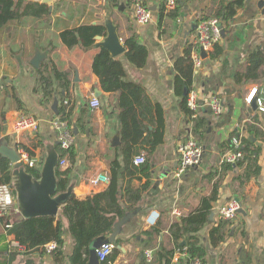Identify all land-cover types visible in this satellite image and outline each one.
<instances>
[{
  "label": "crops",
  "instance_id": "obj_1",
  "mask_svg": "<svg viewBox=\"0 0 264 264\" xmlns=\"http://www.w3.org/2000/svg\"><path fill=\"white\" fill-rule=\"evenodd\" d=\"M24 1L44 4L48 13L41 17L22 16L0 29V147L5 144L15 149L18 145L25 148L31 158L39 161L33 168L41 174L45 158L53 149L61 156L53 119L61 109L67 108L75 135L69 185L73 186L72 194L85 199L106 190L110 181L93 186L88 178L97 172L110 176L111 164L119 161L123 204L133 217L117 238L122 243L115 241L116 250L101 264H163L156 251L161 246L174 247L171 225L198 211L204 198L211 196L215 188L218 199L212 202L209 220L198 233L199 244L206 250L205 264H264V113L245 100L252 86L264 87V79L243 82L236 79L248 55L257 47H264V0H245L233 18L228 21L220 18L222 35L217 44L221 53L214 56L213 47L201 67H195L193 62L192 89L196 90L198 100L195 115L183 107L186 89L177 87L176 63L197 34L194 26L224 9L232 0H179L174 9L167 8L166 0H142L152 11V19L146 24L135 20V0ZM109 22L116 26L124 45L126 39L134 38L147 48V61L140 68L128 60L126 51L115 58L122 61L127 79L141 84L146 94L161 105L165 117L164 142L149 155L144 149L139 153L146 155L148 169L128 174L122 152L119 95L103 90L92 69L94 57L101 48L99 40L95 38V43L88 47H68L60 36L62 31L81 25L103 26L105 36ZM45 64L69 74L68 90L59 88L63 98L44 97L38 83V69ZM93 97L100 101L98 108L91 106ZM66 98L68 106L64 105ZM213 98L220 101L221 112L213 109ZM23 114L37 116L39 127L35 132L16 135L13 123ZM116 136L119 144L113 142ZM234 137H241L244 144L246 139H252L262 148L259 175L243 184L236 178L242 167L234 164L231 169H223L224 163H221ZM188 138H195L203 145V158L198 165L177 176V146ZM3 157L0 153V160ZM8 160L13 173L15 165ZM145 183L149 186L134 208L130 191ZM14 195V208L19 210L17 193ZM232 197L238 198L243 207L234 221L223 220L218 215V207ZM157 214L156 225H148L147 218ZM65 224L68 226L67 220ZM153 227L159 233L145 240L144 231ZM216 227H221L222 238L215 240ZM11 238L0 219V264L10 250L18 251L10 247ZM74 246L75 240L68 233L64 259L34 252L18 255L11 264H25L31 257L39 263L71 264ZM147 250L152 251L151 261L146 259Z\"/></svg>",
  "mask_w": 264,
  "mask_h": 264
},
{
  "label": "trees",
  "instance_id": "obj_2",
  "mask_svg": "<svg viewBox=\"0 0 264 264\" xmlns=\"http://www.w3.org/2000/svg\"><path fill=\"white\" fill-rule=\"evenodd\" d=\"M245 0H232L224 9L218 10L211 17L223 18L228 21L233 18L238 9L243 7ZM24 6V7H23ZM48 13L44 4L29 2L25 4L24 0H0V29L6 26L11 20L22 16L41 17ZM209 18V17H206ZM204 18V19H206ZM221 21V19H220ZM105 28L97 25H81L77 28L66 29L61 32L60 36L68 47L82 45L83 47L91 46L95 43L97 35H103ZM126 55L128 60L136 67H143L147 61L148 50L134 38L125 40ZM213 55L221 53L218 44L214 46ZM192 47L189 45L184 55L177 61L176 68L179 73L178 83L179 90L186 89L183 99V107L189 114H193L188 107V93L193 84V60ZM93 71L100 79L103 90L110 93H117L120 109V119L122 123V138L126 173L144 171L148 169L147 160L141 166L134 163L135 155L144 149L147 154H151L165 138V117L164 110L158 102L153 101L145 92L144 87L134 81L127 79L125 67L117 58L111 56L108 49L101 47L96 54L92 64ZM38 83L42 88L43 95L46 98L61 97L62 91L69 88V74L57 67H49L48 64L38 69ZM238 82L243 81H260L264 79V47L259 46L253 50L247 57L246 63L241 71L236 75ZM55 84L57 87H55ZM180 91V93H183ZM61 110H65L64 108ZM68 113L71 112L68 110ZM67 113V116L69 114ZM28 149V148H27ZM262 148L252 141L245 140L244 158L236 163L242 167V172L237 175L241 184L256 177L260 173L259 156ZM71 163H73V152L71 150ZM140 155V154H139ZM2 177L0 184L7 183L11 185L12 171L9 168V160L2 158L0 160ZM121 165L118 160L111 164L110 183L106 190L93 193L85 199H79L72 194L66 204L63 206L58 216H37L24 218L18 210H14L10 215L2 218V223L6 229L7 235H12L21 245L25 247L23 251H12L2 264H11L18 255H31L34 252L46 253L44 247L47 243L55 241L58 247L49 253L54 258L64 259V246L66 234L73 236L75 246L70 256L71 264H87L89 256V245L99 237H108L111 235L114 223L122 218L128 209L123 204V196L120 191L119 175ZM233 164L224 163L223 169H231ZM26 170L33 174L37 179L40 178V171L33 167H26ZM58 191H66L70 185V170L61 172L57 169ZM149 186L145 183L137 190H131L132 206L136 208L138 201L141 199L143 191ZM13 193L16 194L13 188ZM218 199L217 190L212 195L205 197L202 207L183 217L181 220L174 222L170 227V232L174 242V247L168 248L161 246L156 251V256L163 264H170L175 249L187 248L191 256H200L204 259L206 250L200 246L198 233L209 220L212 211V202ZM68 222V226L65 224ZM159 229L153 227L144 231L145 240L153 239ZM221 227H216L213 231L214 239H221ZM186 240L185 244H181ZM117 244L122 243L117 239ZM116 250V249H115ZM25 264H46L35 262L31 257Z\"/></svg>",
  "mask_w": 264,
  "mask_h": 264
},
{
  "label": "built area",
  "instance_id": "obj_3",
  "mask_svg": "<svg viewBox=\"0 0 264 264\" xmlns=\"http://www.w3.org/2000/svg\"><path fill=\"white\" fill-rule=\"evenodd\" d=\"M179 0H166V5L168 9H174L178 6ZM134 17L137 23L146 24L152 19L151 9L142 1L135 0L134 2ZM222 35V25L221 21L217 17H209L202 19L197 27V34L191 42L192 46V60L195 67L199 68L203 65L204 58L201 56L200 50L203 48L205 51H210L213 49L215 44H217ZM246 102L251 105L256 102L257 108L264 113V87L261 85H254L250 88L248 94L245 97ZM188 107L196 114L198 108L197 92L195 89H191L188 93ZM213 109L218 113L222 111V106L217 98H213L212 102ZM64 105H69V99H65ZM91 106L98 108L100 106V101L97 97H93L91 100ZM67 108L65 110H60L55 118L53 119V126L56 132V139L59 143L61 149V156L59 158V170L61 172L69 171L71 163L70 152L75 144V135L73 132L72 125L67 116ZM39 120L34 114H23L15 119L13 123V132L16 135H23L35 132L38 130ZM244 142L241 137H234L231 142V149L222 155L221 163L236 164L241 161L244 154ZM20 155L21 162H24L30 167H37L39 161L37 159L31 158L29 152L21 147L17 146L16 149ZM177 152L179 155V165L176 171L177 176H181L190 167L198 165L204 154L203 145L195 138H188L182 141L177 146ZM146 162V155L140 154L135 157L134 163L137 166H141ZM110 181L109 176L103 172H97L88 178V183L90 185L96 186L100 184H105ZM15 195L13 193V187L7 183L0 184V219L8 216L15 209ZM243 207L242 202L235 197H232L227 202L221 204L218 207V215L221 219L227 221H234L239 215ZM19 211V210H18ZM159 214L155 217H148L147 223L150 226H155ZM9 245L11 248L17 249L18 251L25 250V247L21 245L17 240L11 238L9 240ZM58 247L57 242L52 241L45 245L44 249L47 254L51 253ZM116 244L109 242L103 244L97 249V255L101 263L106 262L116 249ZM146 259L151 261L153 259L152 251H145ZM170 264H205L204 259L200 256H191L187 248L177 249L174 252Z\"/></svg>",
  "mask_w": 264,
  "mask_h": 264
},
{
  "label": "water",
  "instance_id": "obj_4",
  "mask_svg": "<svg viewBox=\"0 0 264 264\" xmlns=\"http://www.w3.org/2000/svg\"><path fill=\"white\" fill-rule=\"evenodd\" d=\"M51 0H44L48 3ZM107 35H97L99 40L98 46L109 50L112 57H117L126 51L125 45L122 43L120 36L117 33V28L111 22L107 23ZM196 29L198 24L194 26ZM203 58L208 57V52L203 48L200 50ZM36 59L34 62L37 64ZM57 103H55L54 108ZM256 106V102H253ZM114 144H119V137H114ZM2 156L10 159L15 165L13 171V182L11 187H14L17 193L19 212L24 218H32L37 216H57L63 205L66 204L69 197L72 195L73 186H69L66 191H58V176L57 166L59 160L58 152L53 149L45 158L41 168V176L37 179L33 174L26 170L20 159V155L15 148L3 144L0 147ZM133 213L128 212L122 218L114 223L113 231L108 237H99L89 245V262L87 264H101L97 255V249L103 244L115 242L121 233L124 225H126ZM183 241L181 244H185ZM120 247V246H119Z\"/></svg>",
  "mask_w": 264,
  "mask_h": 264
}]
</instances>
